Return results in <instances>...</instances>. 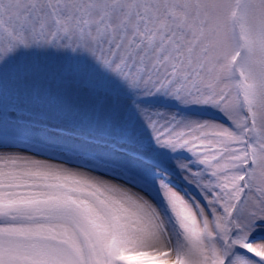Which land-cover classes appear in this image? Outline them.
Listing matches in <instances>:
<instances>
[{
  "label": "snow or ice",
  "instance_id": "obj_1",
  "mask_svg": "<svg viewBox=\"0 0 264 264\" xmlns=\"http://www.w3.org/2000/svg\"><path fill=\"white\" fill-rule=\"evenodd\" d=\"M0 264H264V0H0Z\"/></svg>",
  "mask_w": 264,
  "mask_h": 264
}]
</instances>
